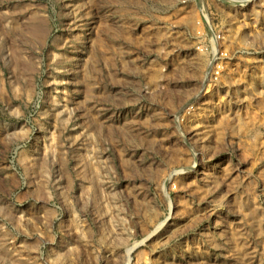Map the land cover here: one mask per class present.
Masks as SVG:
<instances>
[{"label":"rangeland","instance_id":"1","mask_svg":"<svg viewBox=\"0 0 264 264\" xmlns=\"http://www.w3.org/2000/svg\"><path fill=\"white\" fill-rule=\"evenodd\" d=\"M0 264H264V0H0Z\"/></svg>","mask_w":264,"mask_h":264}]
</instances>
